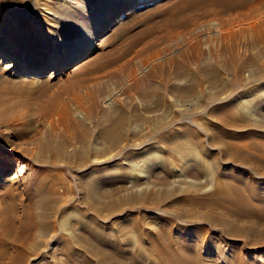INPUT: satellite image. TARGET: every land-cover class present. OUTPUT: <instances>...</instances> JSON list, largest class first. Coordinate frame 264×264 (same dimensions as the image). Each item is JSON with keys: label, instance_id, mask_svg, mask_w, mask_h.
I'll use <instances>...</instances> for the list:
<instances>
[{"label": "rangeland", "instance_id": "374dc122", "mask_svg": "<svg viewBox=\"0 0 264 264\" xmlns=\"http://www.w3.org/2000/svg\"><path fill=\"white\" fill-rule=\"evenodd\" d=\"M225 2L0 0V264H264V0Z\"/></svg>", "mask_w": 264, "mask_h": 264}, {"label": "bare ground", "instance_id": "6f19581e", "mask_svg": "<svg viewBox=\"0 0 264 264\" xmlns=\"http://www.w3.org/2000/svg\"><path fill=\"white\" fill-rule=\"evenodd\" d=\"M62 1V3H66V4H69L71 2V0H56V3H59ZM244 1L245 0H226V2L224 3V5L226 6H232V5H242L244 4ZM50 2V1H49ZM48 1H44V2H40L41 4L39 5V8L37 9V13L38 14V17L40 20H43L44 22H46V20H48L47 18L45 19V17H47V14L49 13H65V17L67 19L70 18V14L71 13L66 7L63 8V4L62 5V9H56V8H53V6L49 3ZM54 3V2H53ZM65 4V5H66ZM64 5V6H65ZM38 6V5H36ZM182 6V5H181ZM60 7V5H59ZM68 7V6H67ZM70 7V6H69ZM178 7V6H177ZM181 9V8H180ZM72 10V9H71ZM178 10V9H177ZM172 13V12H171ZM64 15V14H63ZM123 15V14H122ZM64 17V19H66ZM63 19V17H62ZM68 21V20H67ZM66 21V22H67ZM176 22V21H175ZM49 23V22H48ZM43 24V23H42ZM68 24V23H67ZM47 25V24H46ZM63 23L60 22V24H58V27H56V29L53 31V33L55 34V36L58 38V37H62L63 35V32L60 30L62 29ZM179 25V24H178ZM105 26V23H103L101 25V28H100V31L103 30ZM227 26V25H226ZM42 28V27H41ZM35 34L37 36H41L42 38L44 37V33L41 32V30L38 28V27H35V30H34ZM89 34V33H88ZM87 38V37H86ZM91 39H93V37H91V35L89 34L88 35V41L87 43L90 44L91 43ZM87 45V44H86ZM3 54H7L10 56L11 59L15 58V55L14 53L12 52H8L6 49L3 50ZM86 55V52L82 51V52H77L76 54L73 55L71 61H69L68 63L71 65V64H74L78 61H80L82 58H84ZM28 63V62H27ZM27 63H23L24 67H30L31 69H44L45 66L44 64H38V65H31L29 66ZM50 67V66H49ZM30 70V69H29ZM44 72V71H43ZM134 77V76H133ZM121 119V118H120ZM121 121H117L115 123V129H116V132H117V135L114 137V135L110 136L113 141L116 142V140H124V132L120 131V124ZM173 125V124H172ZM135 126V125H134ZM125 127V126H124ZM168 128V127H167ZM126 129V128H125ZM123 130V129H122ZM128 131V130H127ZM164 131V130H163ZM161 132V131H160ZM121 133L123 134V136L121 135ZM144 134V133H143ZM153 135V134H152ZM156 135V134H155ZM129 136V135H128ZM139 136V135H138ZM135 137V136H134ZM118 141V142H119ZM134 149V148H133ZM115 150V149H114ZM121 151V149H120ZM122 152V151H121ZM121 154V153H120ZM15 165L18 167V163L15 162ZM219 191L220 188L218 189ZM218 194V192H217ZM227 194V193H225ZM224 194V195H225ZM262 198V196H261ZM262 202H264V196L262 198ZM264 204V203H263ZM127 226H125L126 228ZM123 228V227H122ZM120 231V230H118ZM121 231H123L124 233L127 234V236H131V234H128L126 232V230L123 228L121 229ZM153 232H156V231H153ZM147 240H149L150 244H148L150 246V248H146V253H149V252H154L156 255L155 256V262L157 264H206L202 259L201 257L199 256V254H197V258L200 260V261H197L198 259L195 257V254L194 252H192L193 250L191 249L192 248V245L191 243L189 244H185V242L183 241V239L181 238H176L172 235L170 236H165L163 233H160V232H156V234L154 233H150L147 237ZM115 242V241H114ZM112 245H114L115 247H113V250H114V253L116 255V259L117 258H120L122 256L125 257V254H126V251H124L123 249L125 247H128V246H125V247H122V245L118 244V243H112ZM148 246V247H149ZM131 248V247H130ZM193 249H195L193 247ZM141 250H138V253H140ZM145 252L143 253H140V254H136L134 256V261L136 260L137 264H145V262L143 261L144 258H145ZM150 255V254H149ZM148 256V255H147ZM200 257V258H199ZM130 259V257L128 258ZM223 262H229L227 260L223 261Z\"/></svg>", "mask_w": 264, "mask_h": 264}, {"label": "snow or ice", "instance_id": "6c2138e0", "mask_svg": "<svg viewBox=\"0 0 264 264\" xmlns=\"http://www.w3.org/2000/svg\"><path fill=\"white\" fill-rule=\"evenodd\" d=\"M3 66L2 65H0V68H2Z\"/></svg>", "mask_w": 264, "mask_h": 264}]
</instances>
